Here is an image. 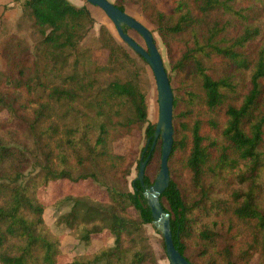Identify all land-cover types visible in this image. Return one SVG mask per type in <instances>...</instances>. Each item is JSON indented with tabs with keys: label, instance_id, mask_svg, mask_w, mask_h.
<instances>
[{
	"label": "trees",
	"instance_id": "trees-1",
	"mask_svg": "<svg viewBox=\"0 0 264 264\" xmlns=\"http://www.w3.org/2000/svg\"><path fill=\"white\" fill-rule=\"evenodd\" d=\"M118 1L124 12L140 6L167 52L174 145L160 202L175 247L191 264H264V0H169L171 12L157 0ZM14 3L16 29L28 38L6 32L1 18L0 264H58L62 241L41 197L58 181H91L107 198L64 193L51 205L67 210L57 226L84 249L67 264H159L144 197L162 146L158 139L151 151L148 64L104 25L91 39L96 21L85 6ZM143 129L141 159L115 152ZM150 154L144 185L136 178L130 189ZM107 234L112 244L89 251Z\"/></svg>",
	"mask_w": 264,
	"mask_h": 264
},
{
	"label": "rangeland",
	"instance_id": "rangeland-1",
	"mask_svg": "<svg viewBox=\"0 0 264 264\" xmlns=\"http://www.w3.org/2000/svg\"><path fill=\"white\" fill-rule=\"evenodd\" d=\"M80 6L87 7L95 21L96 24L93 30L90 33V38L94 39L99 34V29L101 26H106L110 32L119 40L116 29L107 15L98 7L92 6L88 4L85 0H74ZM115 5L119 4L118 0L110 1ZM159 8L164 12H171L172 7L169 3V0H157ZM126 12L145 25L153 34L159 48V51L164 60V64L166 66L167 72L170 74V66L167 57L166 48L163 45L158 33L156 32L155 27L150 23V21L146 18V16L142 13L140 6L135 4H130L126 7ZM16 21L14 23H7V26L4 27L6 32H10L9 34H20L22 37L28 38V34L26 32L18 33L16 29ZM129 35L142 47H146V44L142 37L137 34L133 30H128ZM1 45V43H0ZM1 53V52H0ZM108 53L105 50L98 49L94 52V58L100 63L105 64L107 61ZM5 70V62L0 54V71ZM147 78L150 81V88L147 92V104H148V120L149 123L156 125L159 119V104H158V92L156 87V82L150 67H147ZM1 118L6 117V114H1ZM146 133L145 129L135 131L131 136L126 137L117 143L114 144V150L118 154H126L131 151L136 153L137 159H141L144 149L146 147ZM137 165L134 167L131 177L129 178V187L131 189V182L138 177ZM64 193H73V194H81V195H90L97 200H106V194L103 193L101 189H99L95 184L91 181H82L79 183H72L69 181H58L53 182L50 186L41 191V197L43 201L49 206L45 212V222L47 226L51 229V231L60 236L62 241V255L59 258L58 264H67V262L76 254H80L84 252V249L78 246V242L75 237L67 230H61L57 226V220L60 215L65 213L67 210H61L56 207H52L51 205L56 201L60 195ZM147 233L151 238V243L157 253L159 264H170L168 257L164 250L162 249V237L160 234H157L153 226H147ZM113 238L111 235H102L93 237V242L89 251L93 252L99 249L104 244H112ZM252 264H258V258H254Z\"/></svg>",
	"mask_w": 264,
	"mask_h": 264
},
{
	"label": "water",
	"instance_id": "water-1",
	"mask_svg": "<svg viewBox=\"0 0 264 264\" xmlns=\"http://www.w3.org/2000/svg\"><path fill=\"white\" fill-rule=\"evenodd\" d=\"M85 1L92 6L100 8L107 15L114 25L119 39L140 55L152 70L158 92L159 119L156 124L154 142L151 151L154 150L158 139H161V163L156 180L151 187L145 189L144 197L152 213V226L161 235L164 241L169 263L191 264L175 247L170 214L164 210L160 202L161 196L166 192L170 185L168 162L174 145V93L154 34L145 25L129 15L127 12L119 9L109 0ZM128 30H133L139 34L145 41L146 47L144 48L138 44L129 35ZM146 151L147 148L144 149L143 155ZM150 157L151 154L140 164L139 167L137 180H139L142 185H144L143 180L145 176V169Z\"/></svg>",
	"mask_w": 264,
	"mask_h": 264
},
{
	"label": "crops",
	"instance_id": "crops-1",
	"mask_svg": "<svg viewBox=\"0 0 264 264\" xmlns=\"http://www.w3.org/2000/svg\"><path fill=\"white\" fill-rule=\"evenodd\" d=\"M72 4L80 6L76 1L69 0ZM114 1V0H109ZM7 8V9H6ZM21 14L20 9L15 5L14 0H0V24L1 18H5L8 22L14 23Z\"/></svg>",
	"mask_w": 264,
	"mask_h": 264
},
{
	"label": "flooded vegetation",
	"instance_id": "flooded-vegetation-1",
	"mask_svg": "<svg viewBox=\"0 0 264 264\" xmlns=\"http://www.w3.org/2000/svg\"><path fill=\"white\" fill-rule=\"evenodd\" d=\"M143 39V38H142ZM145 42V41H144Z\"/></svg>",
	"mask_w": 264,
	"mask_h": 264
}]
</instances>
